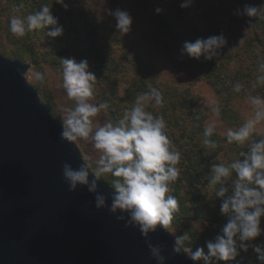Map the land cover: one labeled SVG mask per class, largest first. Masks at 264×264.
<instances>
[{
	"label": "trees",
	"instance_id": "16d2710c",
	"mask_svg": "<svg viewBox=\"0 0 264 264\" xmlns=\"http://www.w3.org/2000/svg\"><path fill=\"white\" fill-rule=\"evenodd\" d=\"M1 2L0 33H5L3 38L12 46L8 53L24 61L31 59L37 65L39 59L33 57L34 51L39 46L37 42L44 40L46 44L40 46V56L45 64L62 70V59L75 58L78 62L86 59L89 70L97 77V85L103 96L101 103L108 104L116 123L123 112L134 105L138 95L153 87L161 92L162 105L157 106L153 101L151 105H146V110L163 117L168 138L181 153L177 166L180 175L171 184L172 194L178 201L175 214L181 221V215L186 214L185 206L194 210L196 218L192 217V220L207 225H202L200 232L198 225L190 220L188 223L185 221V234L200 240L205 246L207 241L214 240L228 218L221 214V200L215 197V189L209 186L210 168L212 164L228 165L242 159L239 153L247 151V144H229L226 135L214 132L209 139L215 141L217 147L213 149L205 145L203 133L207 115L194 89L180 85L182 76L177 73L173 75L174 82L167 83L164 79L166 73L144 62L139 55L135 46L139 41L130 34L120 33L115 18L112 15L101 16L96 8L104 5V8L110 7L112 12L117 9L129 12L133 23L140 26L142 33L154 42L161 56L176 72L187 71L207 81L218 96L221 118L233 123L241 118L235 107L237 101L257 95L264 97V83H257V77L264 75L259 67L264 63V16L249 17L243 13L246 6L259 7L264 0H193L189 8H181L184 0H129L128 7H124L121 0H64L67 10L55 0ZM44 4L51 8L52 15L63 27L61 37H48L46 30L26 32L24 37L10 32L9 21L16 10L22 12L19 18L23 19ZM158 8L161 9L159 14L156 12ZM237 9L240 15L236 14ZM191 12L194 15L189 17ZM221 33L227 39V44L213 60L208 61L203 57L196 60L182 54L185 41L193 42L197 38ZM3 46L0 35V47ZM58 55L61 57L56 59ZM123 84L126 89L120 93L119 88ZM236 84L241 85L239 92L235 91ZM108 96L111 100H108ZM44 98L53 111L56 108L53 99ZM261 138L253 134L250 139ZM112 179L111 176L107 179L109 185ZM261 228L264 229V218ZM253 243L264 244V235ZM210 264H260V261L249 246L248 251L242 252L234 262L212 258Z\"/></svg>",
	"mask_w": 264,
	"mask_h": 264
},
{
	"label": "clouds",
	"instance_id": "9594fccd",
	"mask_svg": "<svg viewBox=\"0 0 264 264\" xmlns=\"http://www.w3.org/2000/svg\"><path fill=\"white\" fill-rule=\"evenodd\" d=\"M55 2L67 10L64 0ZM192 2L184 0L180 6L189 8ZM156 12L159 14L161 9H156ZM243 13L249 17L264 16V3L259 7L246 6ZM236 14H241L239 9ZM110 15L115 18L120 33L131 31L133 19L129 12L117 9ZM9 30L17 37H24L26 32L33 30H46V35L51 38L61 37L64 33L47 4L23 19L11 17ZM226 44L227 39L221 33L197 38L193 42L185 41L181 51L189 58L199 60L203 57L211 61L220 55ZM259 67L264 72V63ZM62 77L67 98L74 102V106L61 110L62 131L59 138L68 143L89 142L99 154L91 171L90 164H82L78 168H73L67 162L63 164L62 175L69 192L75 193L78 186H86L90 193L96 194L97 210L107 209L118 221L124 222L125 227L138 229L145 239L150 257L156 264H166L163 246L153 245L148 238L158 226L169 231L178 210V201L172 194L171 184L180 175L177 166L181 153L168 138L163 117L146 110V102L149 101H154L157 106L162 105L161 92L150 88L123 112L118 123H100L98 116L107 110L108 104L91 102L98 81L95 73L89 70L88 61L62 59ZM257 83H264V75L257 77ZM240 89L241 85L236 84L235 91L239 92ZM250 100L255 108V118L238 130L229 129L226 133L229 144H247V151L239 153L242 159H236L228 165L212 164L210 168L208 183L215 189V197L221 200L220 212L228 218L227 222L214 240L206 242L207 254L204 248H197L193 252L184 247L191 242L190 235L186 233L177 237L172 255H179L183 250L191 260H203L205 264H210L212 258L234 262L251 246L260 264H264V244L253 243L264 235V229L261 228L264 218V138L250 139L255 125L264 120V97L252 96ZM214 111L217 116L220 115L219 107ZM213 133L214 128L207 127L203 133V143L215 149L216 142L209 139ZM90 172L94 177L92 180L89 179ZM106 174L113 178L110 196L98 192L97 181Z\"/></svg>",
	"mask_w": 264,
	"mask_h": 264
},
{
	"label": "water",
	"instance_id": "95a60500",
	"mask_svg": "<svg viewBox=\"0 0 264 264\" xmlns=\"http://www.w3.org/2000/svg\"><path fill=\"white\" fill-rule=\"evenodd\" d=\"M31 67L0 54V264H156L138 229L95 208L96 194L69 192L63 164L85 162L60 140L61 122L26 78ZM97 184L110 196L106 181ZM148 239L163 246L166 264H199L183 250L172 255L176 240L159 226Z\"/></svg>",
	"mask_w": 264,
	"mask_h": 264
},
{
	"label": "rangeland",
	"instance_id": "374dc122",
	"mask_svg": "<svg viewBox=\"0 0 264 264\" xmlns=\"http://www.w3.org/2000/svg\"><path fill=\"white\" fill-rule=\"evenodd\" d=\"M1 1H2L1 3L5 4V0H1ZM121 1L124 7H128L129 0H121ZM205 2H208V0L207 1L205 0ZM98 6L99 7H97L96 9L97 11H99L101 16L110 15L109 13L113 11L110 7L104 8V5H98ZM190 11L192 10L190 9ZM21 13L22 12L16 10L13 13V15L16 17H21ZM193 15H194L193 12H191V14H188L189 17H192ZM127 34L128 35L130 34L133 38H135V40L139 41V43L137 44L135 43V46H136V50L138 51L139 55L142 57L144 62L151 63L152 65L156 66L158 70L160 69L162 72L166 73L164 75L165 76L164 79L167 80V83H173L175 79L173 75L174 73H177L179 76H182V78H180L179 80L180 85L191 86L194 89L195 94H197L198 97L200 98V105L207 115V119L205 122L206 128L211 126L214 128V132L222 136H225L229 129L238 130L246 122L253 120L255 118V108L251 104L250 98H247V99H241L237 101L235 104L236 110L241 115L240 121L233 123L225 122L220 115L217 116L215 114L214 109L217 108L219 105L218 96L216 95L212 87L207 83L205 79H200L187 71L176 72L174 68L171 67V65L167 62V60L163 56H161V54L159 53V48L154 44V42L150 40V38H147L146 35L142 33L139 25L132 23L131 31ZM0 35L2 36V41H4V46L0 47V54H2L4 57L8 59L19 60L23 63H29L32 65L31 69L26 73V78L28 82L38 91L39 97L43 103L47 104L44 96L53 99L56 108H54V110L52 111V115L56 120L61 122L60 116H61L62 108L72 107L74 106V102L67 98L66 92L63 88L62 70L59 69L58 67L45 64L44 59L40 56L41 53L40 46L46 44L45 41L39 40L37 42V46L38 45L39 46L35 48L34 56H33L36 58V60L39 59V64L36 65L31 59L24 61L19 58H15L11 56L9 54L10 52L8 53V49H10V47L12 46L5 41V38H3V36L5 35L4 32H1ZM37 35H40V32H37ZM128 40H129V36H128ZM59 57H61V55L56 56V59H58ZM168 74L170 76H167ZM125 89L126 86H124V84L121 85V87L119 88L120 93H124ZM102 98L103 96L101 94V89L97 85L91 102L95 104H100L102 102ZM108 100H111V97L108 96ZM152 102L153 101L146 102V105H151ZM55 110L57 112H55ZM98 120L100 123H104L107 121H111L114 124L116 123L114 121V117L111 116V113L108 108L107 110L102 111L99 114ZM253 134L262 136L264 138V120H261L259 123L255 125L252 135ZM74 143L79 148L85 164L91 165L90 171L94 169L95 167L94 160L98 158L99 154L94 150L92 144L85 141H77ZM110 176H111L110 174H106L105 176H102L101 179L107 182V179ZM185 208H186V214H184V216L181 215L182 220L181 221L178 220L179 217H177L176 214H174L172 225L169 228V231L172 234V236L175 238V240H177V237H180L185 234L186 226L185 224H183L185 221H186L185 223H188V221L190 220V222L194 223L196 226L198 225L197 230L200 232L202 231L201 229H203L202 225L203 226L207 225L205 222L199 220H192V217H195L193 215L194 210L190 209L187 206H185ZM190 238H191V242L186 243L184 247L190 248L193 252H195L197 248H204L205 254H207L208 251L207 247L203 245L202 242H200V240H197L191 236ZM196 262L199 264H205L203 260Z\"/></svg>",
	"mask_w": 264,
	"mask_h": 264
}]
</instances>
